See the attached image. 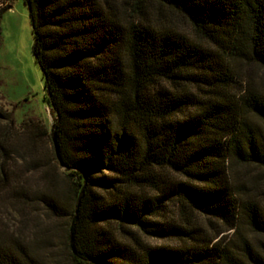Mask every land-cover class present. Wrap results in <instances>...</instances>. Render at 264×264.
<instances>
[{"label":"trees","instance_id":"obj_1","mask_svg":"<svg viewBox=\"0 0 264 264\" xmlns=\"http://www.w3.org/2000/svg\"><path fill=\"white\" fill-rule=\"evenodd\" d=\"M13 1L0 0V18ZM23 1L54 159L73 184L68 199L43 198L68 221L64 264H264V242L242 236L264 237V205L230 175L264 168V94L249 82L237 95L234 80L237 64L264 69V0ZM15 130L0 110V197L18 204L28 198L8 180ZM197 214L238 240L213 243ZM138 233L180 244L152 247ZM53 259L0 232V264Z\"/></svg>","mask_w":264,"mask_h":264},{"label":"rangeland","instance_id":"obj_2","mask_svg":"<svg viewBox=\"0 0 264 264\" xmlns=\"http://www.w3.org/2000/svg\"><path fill=\"white\" fill-rule=\"evenodd\" d=\"M108 2L119 9L123 0ZM177 24L181 30L189 32L185 24ZM33 45L28 8L23 0H14L0 18V110L12 114L16 127L13 142L16 141L18 145L17 154H13L8 161V180L11 185L23 188L28 201L17 204L8 191L2 193L0 232L8 238L21 234L37 245L43 255L51 251L55 258L53 260L64 264L68 259L65 249L68 221L51 215L43 198L55 196L59 202L68 199L72 196L70 191L73 184L64 176V169L54 159L55 150L51 140L53 115L48 107L45 79L35 61ZM234 77L237 95L249 82L264 94V69L250 64H237ZM260 127L264 135V124L260 123ZM52 170L53 180L49 178ZM230 175L232 182L241 186L242 191L264 205L263 167L233 165ZM173 212H177V209L170 206L168 216ZM210 221L217 225H211ZM194 222L215 237L213 243L222 241V245H225L239 238L234 230L224 229L208 216L197 214ZM218 230L221 232L216 234ZM242 236L250 242H264V237L248 231H243ZM137 237L152 247H175L180 244L173 240L144 237L139 233Z\"/></svg>","mask_w":264,"mask_h":264},{"label":"water","instance_id":"obj_3","mask_svg":"<svg viewBox=\"0 0 264 264\" xmlns=\"http://www.w3.org/2000/svg\"><path fill=\"white\" fill-rule=\"evenodd\" d=\"M51 140H52V143L54 144V149H55V154H56V157L59 161V163L61 164V158H60V154L58 152V149H57V145H56V139H55V135L53 133V130H52V133H51Z\"/></svg>","mask_w":264,"mask_h":264}]
</instances>
